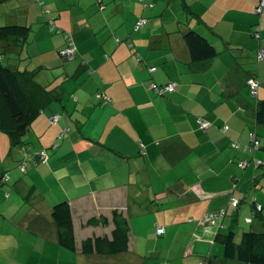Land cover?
Returning a JSON list of instances; mask_svg holds the SVG:
<instances>
[{"label": "crops", "instance_id": "0c3cea01", "mask_svg": "<svg viewBox=\"0 0 264 264\" xmlns=\"http://www.w3.org/2000/svg\"><path fill=\"white\" fill-rule=\"evenodd\" d=\"M258 5L259 0L0 2V27L31 28L25 42L0 41L4 57L10 56L7 66L36 71L40 83L60 85L73 99L65 103L64 97L33 120L26 142L33 152L48 149L49 160L26 174L19 170L21 148L0 131V178H10L0 187V264H244L224 259L223 242L232 226L242 235L249 211L251 229L264 231V124L256 119L264 99V59H258L264 11L257 16ZM140 19L147 23L135 30ZM51 24L70 32L77 47L73 63L56 72L66 40ZM188 30L206 37L217 56L192 62ZM252 80L259 83L256 94ZM152 83L175 84V91L157 96L149 90ZM98 93L111 101H99ZM200 120L209 123L208 131L200 129ZM252 133L261 143L254 152ZM232 199L240 201L237 208ZM62 202L71 206L75 251L60 245L52 218ZM255 202L263 207L256 216ZM223 209L227 217L220 227L199 225L206 214ZM114 211L129 223L128 251L84 254L85 240L112 238ZM102 216L108 225L87 224Z\"/></svg>", "mask_w": 264, "mask_h": 264}, {"label": "trees", "instance_id": "16d2710c", "mask_svg": "<svg viewBox=\"0 0 264 264\" xmlns=\"http://www.w3.org/2000/svg\"><path fill=\"white\" fill-rule=\"evenodd\" d=\"M1 1L3 0H0V2ZM260 2L261 0H259L258 8L255 11V14L259 17L262 16L264 11L263 8L262 13L258 12ZM46 11L45 9V13ZM256 24L254 30L255 35L260 31L259 22ZM50 30L58 34L63 33L65 37V33L53 27L52 24L50 25ZM30 33V26H3L0 27V41L16 38L22 39L25 42L30 36ZM184 38L189 47L192 62L203 63L217 56L215 47L206 37L197 31L188 30L184 34ZM130 46L133 47V43H131ZM0 56V131L9 134L13 147L21 148L23 159L20 162L19 170L22 174H26L30 168H35L39 164H42L40 163L39 157L41 151L45 150L48 154V149L45 148L38 152H33L29 149L30 147L26 140L30 132L31 124L44 109L48 108L53 103H63L65 93L60 85L54 86L53 84L44 85L40 83L37 80L36 71L15 70L3 64L2 58L5 56V53L1 50ZM152 85L161 89L169 84L158 85L152 83L149 85V90L157 96H166L169 94V92H166L161 95L156 88L152 89ZM102 95L106 96L104 93H98L96 98L103 103H109L111 101L107 96L108 100L99 97ZM56 116L60 117L59 120L62 118L61 114ZM256 119L259 125L264 124V99L260 100L257 104ZM70 131L71 129L69 127L64 129L59 134L56 142L52 145V148H57L59 142L62 141ZM26 153L30 154L32 159L25 157ZM23 165L25 166V172L21 171V166ZM6 176L9 178L7 173L1 176L0 187L2 184H6L9 181L10 178L8 181H5ZM256 215L257 213L255 216ZM52 218L58 228L60 245L68 250L75 251L76 242L70 204L68 202L56 204L52 210ZM113 223L115 229L112 232L111 239L108 237L89 238L83 242L82 252L87 255L96 254L99 256H113L127 252L129 248V223L118 211L113 212ZM87 224L89 226H106L109 224V220L107 217L102 216L100 218L90 219ZM236 236V231L234 226H232L224 236V259L226 261H239L244 264H264V231L243 232L240 240H237Z\"/></svg>", "mask_w": 264, "mask_h": 264}, {"label": "built area", "instance_id": "2783aa9c", "mask_svg": "<svg viewBox=\"0 0 264 264\" xmlns=\"http://www.w3.org/2000/svg\"><path fill=\"white\" fill-rule=\"evenodd\" d=\"M40 2V5H42L44 3V0H39ZM264 8V0H261L260 2V7H259V10L258 12L259 13H262V10ZM47 14H49L50 12L47 10L46 11ZM147 23V20H139L137 23H136V26H135V30H140L145 24ZM60 32V31H59ZM65 33V40H66V46L63 48V50L61 51V56L66 59L67 61H72L74 60L75 56H76V53H77V47H76V44L73 40V36L70 32H64ZM259 36V34H257V37ZM1 58V56H0ZM258 59L259 60H263L264 59V49H261L259 51V54H258ZM250 85H251V88H252V92L253 94H256L257 93V90H258V87H259V83L255 80H252L250 82ZM152 89L153 88H156L159 93L162 95L166 92H169V93H172L175 91V87L176 85L175 84H169L167 85L165 88H157V86L155 85H152L151 86ZM99 97H102L103 99L105 100H108L106 96L102 95V96H99ZM59 116H53L51 117L50 121L52 124H57L58 120H59ZM199 125H200V129L203 130V131H208L209 128H210V125L209 123L205 122V121H202L200 120L199 121ZM224 130H226V128H224ZM250 142H251V145L249 146L250 148V151L251 152H254L258 149L261 148V143H260V140L258 139V136L256 135V133H252L250 135ZM233 148L235 149H239L240 148V145H238L237 143H234L233 144ZM248 147H246L247 149ZM25 157H28L30 159L31 156L30 154H25ZM39 157H40V163L44 164V163H47V160H48V154L45 150L41 151L39 153ZM257 165H261L262 163L258 160L255 161ZM36 165H38L37 163H35ZM241 167H246L247 166V162H242L240 164ZM21 171L22 172H25V166H21ZM8 177L6 176L5 177V181H8ZM240 204V201L237 200V199H232L231 201V205L235 208H237ZM254 210H253V214L255 215L256 213H259L262 211L263 207L262 205L258 204V203H254ZM227 217V210H219V211H215V212H210L208 214H206L199 222V225L200 226H212V227H220L221 226V222ZM220 225V226H219ZM158 235L161 236L164 234V230L162 228H159L158 229Z\"/></svg>", "mask_w": 264, "mask_h": 264}, {"label": "rangeland", "instance_id": "374dc122", "mask_svg": "<svg viewBox=\"0 0 264 264\" xmlns=\"http://www.w3.org/2000/svg\"><path fill=\"white\" fill-rule=\"evenodd\" d=\"M66 32H68V31H66ZM9 58H10V56L9 55H6V57H4V59H3V64H5V65H8L9 64V62H10V60H9ZM60 58V57H59ZM64 59V58H63ZM62 58H60V65L58 66V67H56L55 69H54V72H56V71H58L59 69H61V70H64V68H65V66L68 64V65H70L71 63H73L72 61H66L65 59L63 60ZM28 60H29V58H28ZM78 61V60H77ZM79 64V63H78ZM51 70H53L52 68H51ZM49 72V71H48ZM49 73H51V72H49ZM63 78H64V76H63ZM70 96L68 95V94H66L65 95V100H66V102L65 103H67L68 101H71L72 102V98H69ZM71 99V100H70ZM51 122V121H50ZM52 124V123H51ZM30 138V136L28 137L27 136V140ZM249 217V218H248ZM240 219H241V215H240ZM252 221H253V219H252V217H251V211H249V213H248V216H244L243 217V219H242V223H249V225L247 224L244 228H246L245 229V231H243V232H249V231H255V230H252L251 229V223H252ZM242 225V224H241ZM239 226H237L236 227V235H237V239H239L240 240V236H241V233H240V229L238 228ZM256 232H259V231H256ZM228 232H226L225 234H227ZM161 240H162V238H161ZM154 243L153 242H151L150 243V246L152 245V246H154L153 245ZM147 264H155V263H153V262H151V261H149Z\"/></svg>", "mask_w": 264, "mask_h": 264}, {"label": "water", "instance_id": "95a60500", "mask_svg": "<svg viewBox=\"0 0 264 264\" xmlns=\"http://www.w3.org/2000/svg\"><path fill=\"white\" fill-rule=\"evenodd\" d=\"M262 163V161H260ZM263 164V163H262Z\"/></svg>", "mask_w": 264, "mask_h": 264}]
</instances>
